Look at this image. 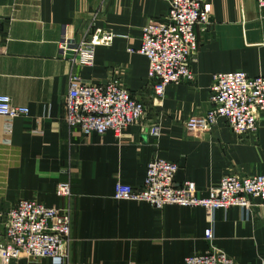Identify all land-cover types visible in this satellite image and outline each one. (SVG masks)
Returning <instances> with one entry per match:
<instances>
[{"label": "crops", "instance_id": "1", "mask_svg": "<svg viewBox=\"0 0 264 264\" xmlns=\"http://www.w3.org/2000/svg\"><path fill=\"white\" fill-rule=\"evenodd\" d=\"M170 0H0L5 20L0 39V93L27 106L26 117L0 116V242L8 210L22 198L72 210L69 264H185L190 254L211 246L236 264H261L264 257V203L234 206L214 214L215 239L206 209L115 200L118 180L144 183L156 157L178 162L176 179L196 182L209 195L222 176L264 174V112L259 128L237 136L224 118L208 132L191 131L185 121L206 114L212 77L243 70L264 75V22L257 0H208L211 14L198 26L194 78L171 83L163 100L155 97L149 59L137 52L143 28L162 19ZM115 34L98 46L93 66H79L63 53L64 36L78 43L91 24ZM133 48L134 52H130ZM85 82L117 79L145 103L146 112L121 136L112 131L84 136L65 120L70 74ZM161 134H152L153 125ZM70 180L74 195L59 198L60 182ZM0 264L1 259H0ZM9 264H52L50 258L22 257Z\"/></svg>", "mask_w": 264, "mask_h": 264}, {"label": "built area", "instance_id": "2", "mask_svg": "<svg viewBox=\"0 0 264 264\" xmlns=\"http://www.w3.org/2000/svg\"><path fill=\"white\" fill-rule=\"evenodd\" d=\"M257 2L264 22V0ZM211 10L208 0H170L165 16L144 26L137 52L149 59V77L155 81L153 91L160 101L165 98L169 84L194 78L192 64L199 50L197 28L209 22ZM4 23L0 16V39ZM114 37L112 31L93 23L80 42L64 36L60 47L63 53L72 52V60L77 65L93 66L96 48L110 46ZM134 51L130 48V52ZM210 102L212 106L206 114H193L185 121L189 130L208 132L224 118L237 136L255 132L259 128V116L264 112V75H250L243 70L214 73ZM145 112V103L117 79L88 83L79 74H70L65 120L71 130H79L84 136L108 131L121 136L128 127L137 124ZM29 113V107L16 105L9 94L0 93V116L13 119ZM152 134L159 136L161 126L153 125ZM180 168L178 162L153 158L147 165L144 183L134 186L118 180L113 198L147 202L158 209L167 205L201 206L212 219L205 230V238L210 242L215 239L213 218L217 210L227 212L234 206L251 208L254 198H261L264 203V174H225L218 185L210 188L208 196L200 197L195 181L176 179ZM56 193L59 198L70 199L74 195L72 182H60ZM71 228L70 205L47 206L36 199H19L6 215L5 235L0 242L1 263L31 257L50 258L52 264H69ZM185 264L236 263L225 251L211 246L204 253L188 255Z\"/></svg>", "mask_w": 264, "mask_h": 264}]
</instances>
